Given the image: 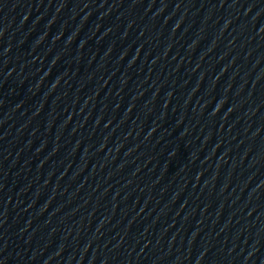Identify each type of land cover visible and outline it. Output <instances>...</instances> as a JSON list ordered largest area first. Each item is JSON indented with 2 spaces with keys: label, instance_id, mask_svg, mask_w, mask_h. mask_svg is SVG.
I'll use <instances>...</instances> for the list:
<instances>
[{
  "label": "water",
  "instance_id": "95a60500",
  "mask_svg": "<svg viewBox=\"0 0 264 264\" xmlns=\"http://www.w3.org/2000/svg\"><path fill=\"white\" fill-rule=\"evenodd\" d=\"M0 264H264V0H0Z\"/></svg>",
  "mask_w": 264,
  "mask_h": 264
}]
</instances>
